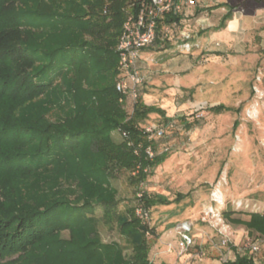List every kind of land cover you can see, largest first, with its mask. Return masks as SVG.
Masks as SVG:
<instances>
[{
	"label": "trees",
	"instance_id": "1",
	"mask_svg": "<svg viewBox=\"0 0 264 264\" xmlns=\"http://www.w3.org/2000/svg\"><path fill=\"white\" fill-rule=\"evenodd\" d=\"M143 1L0 0V264H154L146 231L155 227L144 224L135 207L143 203L152 212L172 200L146 189L121 213L111 182L120 171L134 182L148 181L169 155L168 148L158 151L163 136L149 139L143 123L151 113L162 115L165 124L174 118L160 105L147 104L142 91L130 112L127 95L116 88L119 36ZM222 6L227 9L220 27L237 8L218 3L211 9ZM180 17L166 14L162 22ZM166 40L157 37L144 50ZM258 74L262 83L264 73ZM57 108L63 117L53 118ZM209 109L239 110L224 103ZM178 118L192 126L186 115ZM114 131L122 141L113 138ZM130 141L142 146L139 154ZM148 145L156 152L152 159L144 151ZM189 194L178 192L173 200ZM98 205L129 239L130 257L118 242L102 240L93 215ZM223 214L255 240L264 238L263 211L227 207ZM230 246L234 258L220 264H264L258 253Z\"/></svg>",
	"mask_w": 264,
	"mask_h": 264
},
{
	"label": "rangeland",
	"instance_id": "2",
	"mask_svg": "<svg viewBox=\"0 0 264 264\" xmlns=\"http://www.w3.org/2000/svg\"><path fill=\"white\" fill-rule=\"evenodd\" d=\"M196 1L203 10L181 28L190 30L193 49L188 52L180 46L183 37L178 32L172 40L143 51L140 59L146 80L142 88L146 92L142 93L144 101L160 105L174 118L170 126L162 115L151 113L143 123L164 128L158 151L168 148L169 154L144 183L149 192L172 200L152 207L155 232L148 242L154 261L187 254L195 264L220 263L234 258L230 245L245 249L246 237H255L246 227L232 223L224 215L231 225L229 243L224 245L218 229L203 220L205 211L215 204L211 196L219 186L226 201L224 206H218L222 212L227 207L264 212V80L257 81L259 71L264 73V0ZM218 3L237 7L233 15L238 17L239 25L232 35L228 27L213 30L227 9H211ZM215 41H220V46L216 47ZM213 52L220 54L215 57ZM219 103L239 110L209 109ZM181 115L192 121L191 127L180 123ZM58 116H64L61 108L54 110L53 118ZM236 120L239 125L234 128ZM112 135L116 141L123 140L118 131ZM111 182L118 189L117 211L124 213L134 207L140 182L132 181L128 171L118 172ZM178 192L190 194L180 201L173 200ZM104 212L98 205L93 214L102 240L118 242L123 254L130 257L133 249L129 239L116 221L105 220ZM244 217L248 218L246 214ZM183 221L192 223L195 246L180 254L176 226ZM62 236L69 237V230H63ZM260 238V252L264 255V238ZM171 246L174 247L169 253ZM158 247L168 248V254L154 257Z\"/></svg>",
	"mask_w": 264,
	"mask_h": 264
},
{
	"label": "built area",
	"instance_id": "3",
	"mask_svg": "<svg viewBox=\"0 0 264 264\" xmlns=\"http://www.w3.org/2000/svg\"><path fill=\"white\" fill-rule=\"evenodd\" d=\"M196 5V0H145L140 5L138 11L129 14L124 21L117 44L120 74L116 82V88L125 96L127 95L133 104L140 96L143 85L146 82L145 76L140 70V59L145 47L153 44L157 37H161L163 40L172 39L178 32H180V37H183V43L180 45L183 49L189 52L195 46V43L191 40L192 34L190 30L188 28L181 29L180 20L163 23V17L166 14L180 15L182 12H186L188 8ZM214 44L218 47L221 43L220 41H215ZM257 81H261L259 74L257 75ZM258 89L256 90L258 91ZM261 92L264 95V91L261 90ZM120 100L122 101L123 99L121 98ZM167 125L173 126V120ZM144 127L149 139L165 135V130L162 126L144 125ZM120 132L124 138L128 137L127 131L120 130ZM129 143L133 145L134 152L139 154L142 146L140 144L134 145L132 141ZM144 151L150 159L156 154L155 149L151 145L144 147ZM144 170L148 171V167L144 168ZM144 183L145 181H140V188L137 193L140 198L144 197L146 193ZM211 198L215 204H212L205 211L203 220H208L218 229L221 234L222 244L227 245L230 240L231 225L226 222L223 212L218 208V206H224L226 202L220 186L212 192ZM135 214L141 218L144 224H147L149 227L153 226L151 209L143 203L135 207ZM176 228L179 234L177 248H179V253L182 254L188 251L195 243L192 234V223L183 221ZM146 234L147 237H151L153 232L148 229ZM244 244L245 249H250L254 253H258L261 250L260 241L252 237H246ZM173 247L171 246L169 251H172ZM231 249L233 250L232 247ZM238 251H241V249L239 248Z\"/></svg>",
	"mask_w": 264,
	"mask_h": 264
},
{
	"label": "crops",
	"instance_id": "4",
	"mask_svg": "<svg viewBox=\"0 0 264 264\" xmlns=\"http://www.w3.org/2000/svg\"><path fill=\"white\" fill-rule=\"evenodd\" d=\"M198 8L199 7H197V6H195V7H190V8H188L187 10H186V12H182L181 14H180V26L182 27H186V25H189L190 23V21H191V17L192 16H195L196 14H197V12H199L198 11ZM202 11V10H201ZM224 14L225 13H223L222 14V16L219 18V21H218V24L214 27V31H216V30H218V29H222V28H224V27H228L229 28V30H230V35H232L233 34V32L236 30V28L238 27V25H239V19H238V17H236L235 15H233L232 16V18L231 19H228V20H226V22H225V26H223V27H220L219 25H220V23H221V21H222V17L224 16ZM198 20V19H197ZM187 23V24H186ZM214 33V32H213ZM214 36H215V34H214ZM169 40H172V39H168V40H166L167 42L169 41ZM164 42V41H163ZM144 51H146V50H144ZM218 54H220V53H216V52H213L211 55L212 56H217L218 57ZM143 58V57H142ZM142 93H144V95L146 94V92L144 91V92H142ZM128 104H129V106L131 107V105L133 104L132 103V101H131V99L130 98H128V102H127ZM129 107V108H130ZM132 108V107H131ZM130 108V109H131ZM243 226V225H242ZM264 246V245H263ZM158 250H155V251H153L152 253L154 254V257H156V256H160V255H162V254H166L167 253V251H168V248H167V250L165 249H161V247H158L157 248ZM261 251V250H260ZM259 251V252H260ZM169 253L171 252V251H168ZM150 254H151V249H150ZM156 254V255H155ZM168 254V253H167ZM260 256V258H262L263 259V261H264V255H262V253L260 252V255H258V257ZM188 257L189 256H187V254H183L181 257H179L177 254H176V257L173 259V260H170L169 259V261H167V260H161L160 258L157 260V261H154V259H153V257H151V259H152V261H153V263L154 264H195L194 263V261L192 262V260L191 261H189L188 260ZM157 258V257H156ZM164 259V258H163ZM221 263V262H220ZM219 262H218V260L217 261H215V262H213V263H207V264H220ZM197 264H200V263H197ZM202 264V263H201Z\"/></svg>",
	"mask_w": 264,
	"mask_h": 264
}]
</instances>
